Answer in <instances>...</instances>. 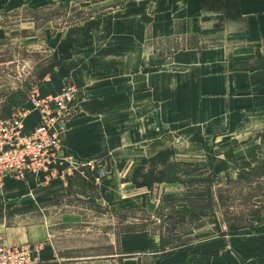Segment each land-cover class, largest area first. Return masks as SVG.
<instances>
[{"label":"crops","instance_id":"0c3cea01","mask_svg":"<svg viewBox=\"0 0 264 264\" xmlns=\"http://www.w3.org/2000/svg\"><path fill=\"white\" fill-rule=\"evenodd\" d=\"M123 4L102 15L97 39L66 49L65 59L57 56V66L45 81L50 94L67 83L74 90L77 110L59 134L61 155L87 162L104 156L135 160L129 172L118 176L107 169L108 178L94 184L96 201L115 209L144 201L147 211L149 204L156 208L162 192L180 194L183 187L162 184L153 196L146 188L135 187L130 179L141 158L169 149L174 160L205 162L218 175L232 168L246 169L258 158L252 136L264 130V0H236L231 17L221 10L203 9L201 0H126ZM86 31H76L78 40L86 37ZM180 35L197 37L199 43L172 48L169 54H160L148 43ZM208 39L219 42L207 45ZM147 61L155 64L154 70L144 68ZM56 179L57 184L52 179L41 190L40 185L29 187L28 203L69 190L65 177ZM167 186L178 189L168 192ZM112 189L117 197H112ZM87 193L76 195L84 198ZM0 226V241H18L16 227L1 221ZM226 233L229 236L198 242L197 247H219L207 254L208 264H264V225ZM149 236L156 241L152 251L142 249L128 256L111 251L69 257L48 245L33 257L36 261L39 257L38 264H142L143 256H152V264L194 259L190 244L160 259L155 252L158 238ZM195 254L199 259L188 264H206L200 252Z\"/></svg>","mask_w":264,"mask_h":264},{"label":"rangeland","instance_id":"374dc122","mask_svg":"<svg viewBox=\"0 0 264 264\" xmlns=\"http://www.w3.org/2000/svg\"><path fill=\"white\" fill-rule=\"evenodd\" d=\"M125 1L0 0V221L4 226L16 227L14 234L18 238V241L13 243L0 241V245L27 246L33 251V255H38L43 247L49 245L54 252H61L69 257L90 256L96 253L104 255L111 251L119 256H128L138 250L144 251L142 249L153 250L156 241L149 236L150 233L158 238V249L155 252L160 259L171 247L168 245L165 251L160 246V235L172 240L170 232L164 231L168 227L164 225L158 229L155 224L148 223L149 220H154L156 208L160 204L159 196L156 208L153 210L149 204L147 211L145 205L144 211L133 210L134 206L108 208L94 197V184L99 181V185L103 179L108 178L107 169H112L113 176H118L121 171L124 174L132 169L134 159L127 157L118 161L104 156L96 162H87L61 155L59 134L66 131L65 121L77 110L72 94L68 115L63 118L61 124L54 122L49 128L59 141L53 176L44 178L30 174L23 170L19 161V156H32L37 151L42 153L43 144H34L31 139L33 130L45 124L46 114L41 106L42 100L48 95L57 97L62 92L61 89L56 93H47L45 80L50 73L43 76L42 73L48 70L51 64L56 63L57 56L65 59L73 47L97 39L102 15L121 8ZM201 1L205 10L233 13V7L231 10L225 8L222 0ZM83 29L87 30L84 42L78 40L79 35L76 33ZM224 32L225 30L222 31ZM217 42V39H208L205 44ZM148 43L152 48L161 50L160 54H169L172 48L198 45L199 40L197 37L180 35L174 40H154ZM55 67H51L52 71ZM144 68L154 70L155 64L147 61ZM63 88H72V85L67 83ZM54 106H50L49 118L55 116ZM252 138L258 146V149L255 148L258 155L260 153L264 157V130L254 134ZM167 151L169 159H173V152L169 149ZM116 153L121 155V151ZM141 159L138 160L137 166L141 164ZM199 163L206 165L205 162ZM236 171L238 170L232 168L213 180V217L207 214L200 218L197 222L200 227L191 226L189 220L184 221L185 232L191 233L179 235L180 238L175 240V243L192 245L194 259H184L179 264L198 260V255L195 254L198 252L201 259L208 264L210 258L207 254H213L216 250L213 248L219 247H197L198 242L229 236L226 233V222L240 221L239 224L244 225L251 219L249 214L253 205L264 207V175L252 178L250 183H246L245 180L237 178ZM62 172L67 174L64 173L63 176ZM58 177H65L67 180V192L28 203L30 197L26 194L29 187L40 185L41 190V186L46 182L50 184L52 179H55L57 184ZM158 187L159 185L154 184V193H149L152 196L158 195ZM176 189L178 187H166L168 192ZM86 190L88 193L84 198L77 197V192ZM120 194L121 192H118V195ZM111 195L117 197V190L112 189ZM261 217L264 218V210ZM143 225L148 230L139 231ZM152 228L156 230L155 233L150 232ZM43 231L45 237L41 239ZM151 257L143 256L142 264H152ZM34 260L35 264L39 263V257L38 261ZM227 264L232 263L227 261Z\"/></svg>","mask_w":264,"mask_h":264},{"label":"trees","instance_id":"16d2710c","mask_svg":"<svg viewBox=\"0 0 264 264\" xmlns=\"http://www.w3.org/2000/svg\"><path fill=\"white\" fill-rule=\"evenodd\" d=\"M224 7L230 10L233 7L234 12L236 10V0H224ZM232 14L226 13L225 16L231 17ZM55 66H57V63L51 64L50 68L42 73V76L50 73ZM255 148L258 149V146L255 145ZM168 153L167 150H163L152 158L141 159V164L137 166L130 179L135 187L146 188L150 193L153 191L154 184L159 186L162 184H180L183 186L181 194H166L164 192L160 194V204L156 208L154 220L148 222L155 224L158 229L164 225L167 226L168 228L164 231L170 232L172 236V240L166 239L158 233L160 235V246L165 251L166 247L171 245L167 252L162 255V258L171 256L176 248L183 246L175 243V240L180 238L179 235L191 233L185 232V225H183L185 220H189L190 225L193 227H200L201 225L197 224L200 218L207 214V216L213 217L214 196L211 186L213 180L219 177L203 163L176 161L169 159ZM236 173L237 178L245 180L246 183H250L252 178L262 177L264 175V157L259 153L258 158L252 162L250 167L238 170ZM204 175L206 176L204 177ZM133 210L144 211V203L134 206ZM167 210L170 211L165 214L164 212ZM262 210H264V207L253 205L249 214L251 219L244 225L239 224L240 221L226 222L228 232L264 225V218L261 217ZM145 230L148 229L144 225L139 229V231ZM155 231L154 228L150 229L152 233H155Z\"/></svg>","mask_w":264,"mask_h":264},{"label":"built area","instance_id":"2783aa9c","mask_svg":"<svg viewBox=\"0 0 264 264\" xmlns=\"http://www.w3.org/2000/svg\"><path fill=\"white\" fill-rule=\"evenodd\" d=\"M73 91V88H64L59 96L48 95L42 100L41 106L46 114L44 117L45 124L33 130L31 139L34 144H43V151L42 153L37 151L32 156L29 154L19 156L23 170L39 177L53 176L52 171L58 157L56 152L59 148V141L49 128L55 124L54 122L61 124L63 118L68 115ZM51 104L55 105L53 107L55 111L53 118H49ZM0 264H35L33 251L27 246L10 247L0 245Z\"/></svg>","mask_w":264,"mask_h":264}]
</instances>
